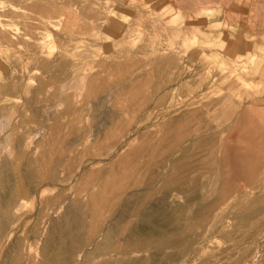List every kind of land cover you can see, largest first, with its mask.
<instances>
[{
    "label": "rangeland",
    "instance_id": "374dc122",
    "mask_svg": "<svg viewBox=\"0 0 264 264\" xmlns=\"http://www.w3.org/2000/svg\"><path fill=\"white\" fill-rule=\"evenodd\" d=\"M199 10L212 17L198 18ZM258 36L260 46H264V0H0V183L5 180L8 188L17 186L22 174L37 169L39 157L50 156V165L56 160L61 162L57 181L52 184H46L50 165L38 170L34 201L23 199L21 214L10 208L6 218L0 206V222L5 221L7 226L11 218H31L20 231L8 235L7 230V237L1 235L0 264L6 263L5 256L16 241L24 245L22 240L29 234L43 200L60 194L64 198L86 173L99 169L101 177L105 176L138 136L147 135L149 140L157 137L160 126L174 112L188 109L178 107L181 99L205 104L215 119L213 126L221 123L218 110L225 111L231 102L241 114L235 120L246 114L247 124H240L245 134L253 130L251 120L260 123L256 138L259 143L252 148L244 145L249 140H243L236 147L235 151L245 156L242 161L235 160L233 154L224 159L221 151L226 134L236 130L231 128L235 120L223 131L211 130L218 141L216 169L231 161L225 173L233 186L220 208L211 211V221L217 218L218 222L210 221L208 230L197 229L192 248L173 252L180 253L178 264L213 263L233 253H251L247 264H264V216L254 219L253 228L246 234L242 231L238 235L232 227L234 216L245 208L244 202L247 206L264 197V75L259 71L264 64L259 57L251 58L262 52L254 47ZM171 60V66L153 65L155 61ZM137 84L142 86L135 103L138 110L131 113L128 92ZM205 98L209 101L204 102ZM118 118L120 126L115 124ZM226 141L236 146L234 139ZM246 157L256 160L247 161ZM146 162L140 160L137 164L141 167ZM236 169L243 176L238 181L234 180L239 174ZM198 175L195 168L187 174L190 185L204 183L202 175L195 180ZM79 185L89 188L84 179ZM160 186L157 181L153 184L156 198ZM217 189L212 191L214 199ZM3 194L5 190L0 187V199ZM127 196L117 198L112 218L120 212ZM213 198L202 197L201 202L209 203ZM82 200L86 201L85 194ZM168 200L172 207L174 203L183 204L181 198ZM236 204L240 207L233 210ZM66 205L51 221L44 218L36 241L30 243V250L21 252L22 257L35 264L42 261L39 254L44 241L53 221H60L65 213ZM112 218L103 222L102 229ZM51 235L58 236L53 232ZM155 249L152 246L150 251L140 253H163ZM82 258L78 254L75 264L103 260ZM157 260L175 264L165 257Z\"/></svg>",
    "mask_w": 264,
    "mask_h": 264
},
{
    "label": "bare ground",
    "instance_id": "6f19581e",
    "mask_svg": "<svg viewBox=\"0 0 264 264\" xmlns=\"http://www.w3.org/2000/svg\"><path fill=\"white\" fill-rule=\"evenodd\" d=\"M260 66L261 64L258 69ZM259 71L264 75V69L262 67ZM141 87V84H137L128 92L129 105L132 106L130 107L131 113H135L138 110L135 103H137ZM177 104L178 107L184 105L188 109L179 114H175L173 111L174 115L160 126L159 135L155 138L152 137L153 139L150 141L147 135L141 134V136H138L137 142L122 154L120 160L112 165V169H109L105 176L101 177V170L99 169L94 172H85V176L77 180V188L74 191L68 190L67 196L62 198L60 194L53 198L43 200L41 202V209L38 210L34 215V219H32L30 230H28L29 234H26L24 240L21 239L24 241L22 243L24 245H20L16 241L17 239L14 240L16 243L6 254L5 264H35L34 262L32 263L31 259L22 257L21 252L25 248L31 249L32 245L30 243L34 240L36 241L37 237L35 236L39 235L37 233L42 223L45 222L43 221L44 218H46V222L51 221L54 216L58 215L64 209L66 204L65 213L59 218L60 221H53L51 232L45 239L41 253L39 254L42 259L39 264H75L78 254H81V257L83 255V258H102L103 260L97 264H162L160 260H157L161 257H165L175 264H178L179 260H181L180 253L173 252L181 248H192L195 244L197 229L204 228L208 230L211 228H207L212 218L211 211L220 208L221 204L224 203V196H226L227 200L228 189L233 186L230 180H228V175L225 173V170L231 166V161L222 163L216 169L215 156L218 151V141L215 137L216 134L211 135L214 134L211 130L217 129L216 132L223 131L224 128L231 125L235 116L241 114H239L237 106L231 102L225 111L218 110V113H216V110L214 111V113L220 115L221 123L213 126L212 123L215 122V119L208 114L209 112H206L205 104L197 102L187 103V100L184 99L179 100ZM222 105L224 104L219 103V106ZM245 115L237 117L236 120L234 119L235 121L232 123L231 128L236 130H232L226 134V139L221 142L223 143L221 151L225 154L224 159L227 158V155L233 154L235 156L234 158H236L235 160H244L245 156L235 151L237 149L236 147H238L237 145L244 143L243 140H249L244 145L251 146L252 148L259 143L257 141L258 139H256L259 136V121L250 119L251 121L249 123L252 125L253 130H248L246 134L240 129L241 122L245 121L244 123L246 124L248 122ZM254 119L256 120L258 118ZM115 124L120 126L121 121L119 118L115 120ZM235 131H238L236 133L237 136ZM205 134H208V136ZM232 139H234L236 146L226 141ZM142 155L146 156L149 162H146L143 167L141 166L142 168L132 167L134 159ZM49 159L50 156L39 157L36 164L37 169L35 170H32L31 167L32 171H28L29 169L26 167L28 174H24V176L22 174V177L20 176L19 180L16 181L17 186L8 188L7 182L5 180L1 181L0 187L2 191L5 190V194L0 199V206L6 218L9 215L10 208L14 209L16 214H21L23 199H30L33 203L34 194L37 193L33 185L40 178L39 171H41V168L50 165L48 163ZM247 159L251 161L256 160L251 157H246L245 160ZM56 161H53L55 163L49 166L50 169L46 175L48 183L46 184H52L55 180L57 181L56 177L59 173L57 170L61 162ZM152 164H154V168L165 173L167 176L166 179L160 182L161 186L159 187V191L163 192L162 190H166V188L167 190L162 196L160 194L161 197L159 196L158 199L152 201V204H149L152 197L155 196L153 188H156L153 187L154 177H147L150 176L148 173L152 169L150 168ZM97 167H99L98 164ZM234 167L236 166L234 165ZM194 168L199 172L198 178H195V180L197 179L196 181H198L199 177H201L200 175H202L201 179H205V181L202 180L204 182L203 184L200 181L199 184H193L194 186L190 185L191 183L188 181L189 177H187V174L194 170ZM235 171L239 174H235L234 180H241L243 176L240 175V171L238 169ZM215 172L217 173L214 174ZM21 173L23 172L21 171ZM83 179L89 188L85 187V189H82L83 187H80V181H83ZM250 180H253V178L250 177ZM128 181H132V183L128 185ZM214 187L216 189L218 187L215 199L213 198L214 194L212 192L214 191ZM128 190L130 191L127 192ZM169 190L170 192H168ZM241 191L240 188L239 192L241 193ZM83 194L86 196V201L82 200ZM124 194L128 195L127 200L126 202L123 201V203L125 202L124 206L112 218L113 212H115L113 211L114 206L118 203L117 198ZM241 195L243 194L241 193ZM202 197L208 199L213 198V200L209 203H203V201L201 202ZM170 198L175 199V201L181 198L183 204L177 202L178 204L174 203L172 207L167 204V199ZM244 205L245 208L240 209V213L233 218V221H235L232 224L233 231L238 235L242 231L244 233L250 232L251 227L255 224L251 226V222L254 219H260V217L264 216V197L254 202L250 201L247 206L244 202ZM239 207L240 204H236L233 210ZM45 210L47 211L45 212ZM22 216H17L13 220L9 217L12 220H8L11 222L10 226H7L5 221H1L0 238L1 235L7 237L5 233L7 230L9 235L11 232L19 230V228L22 229L23 226L30 223V217V219L25 218L22 220ZM109 218H112L108 223L109 225L102 229L103 222ZM215 219L214 221L218 222ZM213 222L211 221V223ZM211 223L210 225H212ZM261 223L258 224L260 225ZM214 224L213 226L215 227ZM239 225L240 228L236 230ZM52 232L58 234L57 238L51 235ZM30 239H32L31 242H29ZM152 246L157 248L155 252L163 253H140L147 252ZM86 249H89L91 253H85L87 252ZM168 251L170 253H164ZM134 254L139 256L134 258L132 257ZM250 255L251 253H233L225 256L224 259H216L213 263L208 262L207 264H247ZM262 256H264L263 253Z\"/></svg>",
    "mask_w": 264,
    "mask_h": 264
},
{
    "label": "crops",
    "instance_id": "0c3cea01",
    "mask_svg": "<svg viewBox=\"0 0 264 264\" xmlns=\"http://www.w3.org/2000/svg\"><path fill=\"white\" fill-rule=\"evenodd\" d=\"M198 13H196V16H198V18H201L202 17V15H207V16H209V17H212V15H209V14H205V12L204 11H202V13H201V10H199V11H197ZM204 13V14H203ZM174 22V21H173ZM172 22V23H173ZM260 36V35H259ZM258 36V37H259ZM260 44H262V42L260 41V37H259V39H258V41H256V43L254 42V47H257V48H261V51L262 52H260L259 53V51H258V54L257 55H254L253 57H251L252 58V60H254V59H256L257 57H259V58H262V60L264 59V46L263 45H261L260 46ZM230 52H231V48H230V50H229ZM251 60V61H252ZM264 61V60H263ZM159 64H161L162 66H171V65H173L174 64V61H170V63H166V62H158V61H155L154 63H153V65L155 66V65H159ZM264 64V63H263ZM163 70H166V69H162L161 70V72L163 71ZM146 79V78H145ZM207 95L205 94H202V97H206ZM209 101V99H207V98H205L204 99V102H206V101ZM207 113H208V111H206ZM182 113V112H181ZM211 113V111L208 113V114H210ZM209 117V116H208ZM205 135H207L208 136V134H205ZM149 140V139H148ZM150 141V140H149ZM147 157L146 156H144V155H142V156H138L137 158H135L134 159V163H133V165H132V167H134V168H142L143 167V165H142V167H140L137 163L140 161V160H143V161H147V163L149 162V160H147L146 159ZM167 160V159H166ZM165 160V161H166ZM168 161H169V159H168ZM150 162H152V161H150ZM150 168H152L151 169V174H149L148 173V175H150V176H147V177H154L153 179L155 180V181H157V183L158 184H160V182L163 180V179H166L167 178V176L165 175L164 177H162V175L161 174H163V172H160V171H158L156 168H154V164H152V165H150ZM150 168H148V169H150ZM156 169V170H155ZM159 172H160V174H159ZM156 173V174H155ZM155 181H154V183H155ZM154 192V191H153ZM155 192H157V191H155ZM154 192V194H155V196H156V193ZM160 194H161V196L163 195L161 192L158 194L159 196H160ZM160 196V197H161ZM154 197V196H153ZM152 197V199L150 200L151 202L149 203V204H152V201H155V199H158V198H156V197H154L153 198ZM168 200V199H167Z\"/></svg>",
    "mask_w": 264,
    "mask_h": 264
}]
</instances>
